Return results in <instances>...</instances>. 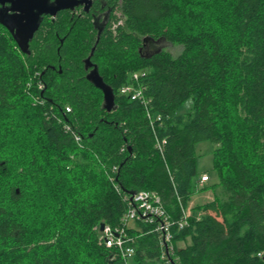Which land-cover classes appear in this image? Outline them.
<instances>
[{
  "label": "trees",
  "instance_id": "1",
  "mask_svg": "<svg viewBox=\"0 0 264 264\" xmlns=\"http://www.w3.org/2000/svg\"><path fill=\"white\" fill-rule=\"evenodd\" d=\"M103 1L101 33L91 14L62 11L29 54L0 24V264H126L100 225L118 227L139 191L179 221L203 143L214 202L173 226L166 256L155 225H139L131 264H264V0ZM148 38L182 50L147 56ZM93 50L112 112L87 79Z\"/></svg>",
  "mask_w": 264,
  "mask_h": 264
},
{
  "label": "water",
  "instance_id": "2",
  "mask_svg": "<svg viewBox=\"0 0 264 264\" xmlns=\"http://www.w3.org/2000/svg\"><path fill=\"white\" fill-rule=\"evenodd\" d=\"M11 3V15H0V24H2L13 35L21 51L29 54V43L38 31L45 15L56 16L58 12L66 9H72L74 4L71 0H56L54 7H49L48 0H0ZM84 2V1H83ZM90 3V1L88 0ZM82 3V2H81ZM89 8V7H88ZM88 8H86L88 10ZM94 50L91 53L93 55ZM86 69L91 67L90 58L87 60ZM87 79L95 84L104 93V108L111 112L115 107V96L113 90L106 85L100 76L97 68L93 69L87 76ZM104 223L101 224V231L104 229Z\"/></svg>",
  "mask_w": 264,
  "mask_h": 264
},
{
  "label": "built area",
  "instance_id": "3",
  "mask_svg": "<svg viewBox=\"0 0 264 264\" xmlns=\"http://www.w3.org/2000/svg\"><path fill=\"white\" fill-rule=\"evenodd\" d=\"M130 88L131 86H128L126 92H129ZM133 99V101H136V97H133ZM68 111H70V109ZM135 202L137 203V207L127 211L123 218V226L116 229H108L107 232L111 233V238L105 243L108 248L118 249L126 261L131 259L134 255V249L129 244L131 240L128 238L125 229L129 222L134 220L153 222L156 220L160 222L156 230L162 232L164 241V234L168 233L167 240H169V242L172 239L171 229L174 225L175 227L178 226L180 229H183L188 225V215L186 213H183V217L179 221L167 222L165 217V209L163 208L162 202L154 193H140L136 196ZM167 218L168 220H171L169 216Z\"/></svg>",
  "mask_w": 264,
  "mask_h": 264
},
{
  "label": "bare ground",
  "instance_id": "4",
  "mask_svg": "<svg viewBox=\"0 0 264 264\" xmlns=\"http://www.w3.org/2000/svg\"><path fill=\"white\" fill-rule=\"evenodd\" d=\"M66 10H71V9H66ZM66 10H62V11H66ZM62 11H60V12H62ZM59 14V12L57 13V15ZM56 15V16H57ZM45 16H50V15H45ZM45 16H43V17H45ZM56 16H50V17H52L53 19L54 18H56ZM43 17H42V22H43ZM42 22H41V24H42ZM41 24H40V26H41ZM121 24H122V22H121ZM2 25V24H1ZM7 29V28H6ZM39 29H40V27H39ZM38 29V30H39ZM8 30V29H7ZM38 32V31H37ZM36 32V33H37ZM35 33V34H36ZM13 36V35H12ZM35 36V35H34ZM34 38V37H33ZM33 40V39H32ZM31 40V41H32ZM30 41V42H31ZM16 42V41H15ZM18 45V44H17ZM19 47V46H18ZM29 47H30V43H29ZM20 49V48H19ZM21 50V49H20ZM22 52V51H21ZM23 53V52H22ZM91 57L92 56H90L89 58H90V63H91V67H89L88 68V70L86 69V71H88V75L90 74V72L93 70V69H95V68H97V70H98V67L96 66V65H94L92 62H91ZM88 58V59H89ZM87 59V60H88ZM86 60V67H87V61ZM87 75V76H88ZM137 78V76H135V79ZM94 84V83H93ZM95 85V84H94ZM107 85V84H106ZM128 86H131V88H130V91L129 92H126V89L128 88ZM96 87V86H95ZM111 89H112V87L111 86H109ZM98 88V87H97ZM99 89V88H98ZM101 90V89H100ZM113 90V89H112ZM102 91V90H101ZM103 92V91H102ZM113 92H114V90H113ZM121 93H122V95H126V96H128L129 97V99H131V100H134L133 99V97H136V99L135 100H142L144 97H143V93H142V91H141V89H137V88H135L133 85H126V86H124L123 88H122V91H121ZM103 95H104V93H103ZM114 96H115V93H114ZM70 109V107H67V111ZM105 109V108H104ZM116 109V97H115V107H114V109L113 110H115ZM106 110V109H105ZM112 110V111H113ZM70 111H71V109H70ZM69 111V112H70ZM111 111V112H112ZM109 112V111H108ZM158 120L157 121H161V117H158L157 118ZM156 120V119H155ZM154 121V120H153ZM77 139H79V138H77ZM158 144H157V147L158 148H160V143L159 142H157ZM210 180V177H209V175H204L202 178H201V183L203 184V183H206V182H208ZM144 192H151V193H154V194H156L157 195V198L162 202V205H163V208L165 209V207H164V202H163V200H162V198L160 197V195L158 194V193H156V192H154V191H139V192H136L135 194H133V196L132 197H130V198H126L127 200H128V202L130 203V205H129V209L127 210V211H130V209H135L136 207H137V203L135 202V198H136V196L137 195H139L140 193H144ZM127 213V212H126ZM126 213L123 215V217H122V219H121V223H120V225L118 226V227H116V228H119V227H122L123 226V218H124V216L126 215ZM182 213H186L187 215H188V219H187V221H188V225L187 226H185L184 228H186V227H188L189 226V218H190V214L188 213V211L186 210V211H184L183 210V212ZM169 216V218L171 219V220H168V217ZM165 217H166V219H167V222H171L172 221V218H171V216H170V214H168L167 213V211H166V209H165ZM182 217H183V215H182ZM136 219H138V218H136ZM156 220H154L153 222H150V221H139V220H134V221H131V222H129V224L126 226V234H127V236H128V238L131 240V242L129 243L130 244V246L134 249V255H135V253H136V249H135V246H134V244H135V238L133 237V236H131V234H130V232L131 231H135V232H137V231H140V228H139V225H141V224H145V225H150V226H153V225H155V230L157 229V227H158V225H159V223L160 222H158V221H156ZM104 229L101 231V225H100V229H99V231H100V241H101V243H103L105 246H106V241H108L110 238H111V233H109V232H107L108 231V229L109 228H112V229H116V228H113V227H111V226H109V225H107V224H105L104 223ZM178 227V226H177ZM183 228V229H184ZM178 229H180L179 227H178ZM181 230V229H180ZM157 231V230H156ZM159 234H160V238H161V240H162V246H163V248H165V256L166 255H168V253H174V251L176 250L175 249V246L174 245H172V241H173V232H172V229H171V236H172V239H171V241L169 242V240H167V238H168V233H165L164 234V236H165V241H164V239H163V234H162V232H159V231H157ZM138 233V232H137ZM107 247V246H106ZM116 249V248H115ZM116 250H118V249H116ZM134 255H133V257H134ZM116 257H121L123 260H124V262L126 263V264H131V261H132V259H133V257L131 258V259H128L127 261L123 258V256H122V254L120 253V251L118 250V253L115 255ZM115 256L113 257V258H115ZM260 257H262V255L260 254L259 255ZM163 258H164V255H163ZM112 262V261H111ZM166 264H173L172 262H171V260H168L167 262H166Z\"/></svg>",
  "mask_w": 264,
  "mask_h": 264
},
{
  "label": "rangeland",
  "instance_id": "5",
  "mask_svg": "<svg viewBox=\"0 0 264 264\" xmlns=\"http://www.w3.org/2000/svg\"><path fill=\"white\" fill-rule=\"evenodd\" d=\"M147 46V47H146ZM149 46V47H148ZM153 47V48H151ZM145 52L144 54L149 56L151 54H154L156 52H159V50L164 49L167 51H170L173 55L177 56L180 54L182 48L173 46L170 43H166L164 41H154L152 39H146L145 40ZM154 50V51H153ZM189 106V105H188ZM198 153L201 155L198 161V169L200 172V177L197 180V193L191 198L190 202L188 203L187 209L188 213L191 214V211L194 207L205 205L206 203H212L215 200V194L213 190L210 188L212 184L215 182V177L213 175V155H212V147L210 143H203L198 146ZM204 175H209L210 180L207 184L201 183V178ZM201 185V186H200ZM205 187V188H204ZM194 201V204L192 202ZM211 210V216L215 220L217 224H221V218L217 216V211L213 208ZM177 248L183 247L184 243H178Z\"/></svg>",
  "mask_w": 264,
  "mask_h": 264
},
{
  "label": "flooded vegetation",
  "instance_id": "6",
  "mask_svg": "<svg viewBox=\"0 0 264 264\" xmlns=\"http://www.w3.org/2000/svg\"><path fill=\"white\" fill-rule=\"evenodd\" d=\"M89 1L90 3L88 2V0H71L74 6L71 10H67V11H70L72 14L78 16H81L83 13L91 14L95 28L99 30V33H101L109 24L111 18L110 10L108 11L105 10L106 5L104 4L103 0H89ZM47 4L49 7H54L56 5V0H48ZM86 8H88V10ZM10 9H11V3L0 1V15L7 16L13 14ZM46 17H50V16H45L43 17V19H45ZM50 18L53 19L52 17Z\"/></svg>",
  "mask_w": 264,
  "mask_h": 264
},
{
  "label": "crops",
  "instance_id": "7",
  "mask_svg": "<svg viewBox=\"0 0 264 264\" xmlns=\"http://www.w3.org/2000/svg\"><path fill=\"white\" fill-rule=\"evenodd\" d=\"M208 182H206V183H203V184H207ZM201 186V185H200ZM205 188V187H204ZM192 204H194V201L192 202ZM179 243H184V246L183 247H179V248H177V249H182V248H185V246H186V243L185 242H179ZM178 244V243H177ZM177 247V246H176Z\"/></svg>",
  "mask_w": 264,
  "mask_h": 264
}]
</instances>
